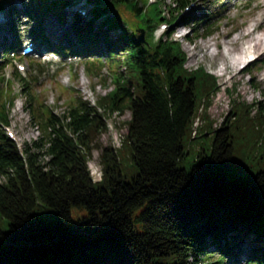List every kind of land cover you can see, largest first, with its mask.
I'll return each mask as SVG.
<instances>
[{
	"label": "trees",
	"instance_id": "16d2710c",
	"mask_svg": "<svg viewBox=\"0 0 264 264\" xmlns=\"http://www.w3.org/2000/svg\"><path fill=\"white\" fill-rule=\"evenodd\" d=\"M191 1L99 0L93 12L107 17L103 28L94 30L92 21L78 18L64 37H47L57 49L85 56L97 52L104 37L101 44L112 53L116 46L109 32L118 20L109 15L114 12L127 26L120 36L126 55L122 63L108 62L114 88L95 105L56 84L67 97L63 115L46 104L43 91L36 93L33 73L24 79L15 69L40 131L30 145L20 147L7 134L16 94L13 83L0 86V264H230L240 253L249 263L264 264V103L237 95L216 126L209 109L221 89L219 79L203 66L188 69V54L172 33L155 35L158 23L176 22ZM208 2V13L184 22L198 38L213 35L219 24L222 8L212 9L214 0ZM27 5L41 23L45 12L64 19L69 3L28 0ZM7 8L8 25L18 38L13 18L20 11L13 0H0V12ZM210 19L214 23L202 30ZM142 32L144 43L137 35ZM71 36L78 43L67 46ZM12 43L0 39L5 60L0 82L12 66ZM85 65L92 78L106 80L104 62ZM228 91L234 94L236 87ZM124 108L132 117L121 147L98 144L107 117ZM200 134L211 137V153L201 148L204 161L187 170L181 163ZM97 148L100 182L89 167ZM124 148L131 174L124 171Z\"/></svg>",
	"mask_w": 264,
	"mask_h": 264
},
{
	"label": "rangeland",
	"instance_id": "374dc122",
	"mask_svg": "<svg viewBox=\"0 0 264 264\" xmlns=\"http://www.w3.org/2000/svg\"><path fill=\"white\" fill-rule=\"evenodd\" d=\"M73 1V0H72ZM84 1V0H82ZM158 1V0H157ZM209 0H196L194 7L191 6L190 11H186L183 19H180L178 23L170 25L168 29L157 28L156 35L160 38L161 33L170 30L173 33L175 39L182 43L184 50L188 54V59L186 62V67L188 69H197L203 66L209 73L215 75L221 84V89L217 91V94L213 97L212 105L209 109V114L211 119L215 121V125L219 126L229 115L233 99L235 96L240 95V98L248 103L253 102H263L264 103V43L258 45L256 50L249 54V57L256 58L258 61V67L254 72H246L248 66L250 67L253 61L248 62V58H245V54H242L244 47H248L253 39L257 37L264 38V0H216L214 3L215 7H221L224 4L225 9L221 14V22L219 25L215 26V33L207 38L196 37V31L191 29V24L183 26L182 24L186 20H191L200 16L203 12H207V3ZM16 8L24 12V7L27 4V0H13ZM172 0H165V5H169ZM94 6L99 3V0H93ZM162 5L165 13L169 15V7ZM66 14H70L68 9ZM43 22L41 24L42 30L45 32L47 37H56L57 33L60 32V27L57 26L56 20L58 16L54 15L52 12H45L41 14ZM9 13L0 14V36L9 35L12 39L10 32V26L6 25L9 22ZM26 16L23 14L19 15V21L14 17V26L17 27L19 31L20 42L26 38H36L34 33H31L37 25L36 21L33 19L31 22H24ZM11 19V18H10ZM12 21V20H11ZM10 21V22H11ZM26 24H24V23ZM211 20L210 23H212ZM23 26V27H22ZM205 29L206 25H202ZM122 28L125 30L124 20L118 19V27L116 29ZM56 34V36L54 35ZM110 35L115 40L116 49L110 53V51L100 44L97 46L101 50L100 56L93 57V59L99 63V61L104 62L106 74V80L102 82L99 79H91L83 64L81 58H76L71 56L72 54L67 53L62 57L49 56L47 61L41 62L44 67L38 66V63H31L29 60H20L27 64L28 70L26 71L27 78L29 77V71H33L35 76L38 77V83L36 84V93L44 92L46 104L54 108L58 115H63L66 112L67 107V97L61 96L58 85L62 84L64 87H68L72 91L80 93L87 101L92 102L94 105L100 99L101 96L106 95L114 88V83L112 81V74L109 68V60L114 59L121 62L125 59V50L123 49V41L115 32H110ZM138 35H141L138 33ZM72 37V36H71ZM75 37H73L74 39ZM104 38V37H102ZM39 45H43V40L40 39ZM230 48L232 52L230 56L240 58L241 62L233 68L228 63V69L222 73L221 65L222 61L225 60V51ZM53 51V50H52ZM214 52L215 57L211 56ZM0 62L5 61L1 59ZM13 56V54H10ZM63 60V61H61ZM13 61V60H12ZM17 61V60H16ZM13 64L15 62L13 61ZM16 65V64H15ZM125 69V65L121 67ZM13 66H9L5 73H3L4 81L0 82V85H6V80L13 79ZM74 72L78 73L77 78H73ZM14 91L17 94L15 106L11 109V125L10 131H14L18 143L23 146V144L30 145L34 140L40 137V131L35 124L31 121V116L26 109L25 96L23 94V85L18 79H13ZM96 86L95 88L93 86ZM236 87V93H230L228 89L233 90ZM132 117L131 111L127 108L123 109L121 112H115L113 116L107 117L106 122L108 123L107 130L100 136L98 144L102 145H113L116 148H120L122 141L126 134L128 133V125L126 124L128 120ZM199 124V123H198ZM197 125V124H196ZM8 131V128H7ZM211 137L201 136L198 140L192 144V153L186 156L185 160L181 163V166L190 170L195 164L203 162L204 159L200 158L199 152L201 148H205L208 154L211 153ZM100 148L95 149L93 157L89 159V167L91 174L94 175L97 171L101 170L100 163ZM121 157L125 165V173L131 174L134 172L132 167V161L129 159V154L126 148L121 151ZM126 174V175H127ZM42 216L49 221L50 216L42 212ZM212 250V249H211ZM244 253H240L239 258L235 261H230V264H253L249 263L246 259Z\"/></svg>",
	"mask_w": 264,
	"mask_h": 264
},
{
	"label": "bare ground",
	"instance_id": "6f19581e",
	"mask_svg": "<svg viewBox=\"0 0 264 264\" xmlns=\"http://www.w3.org/2000/svg\"><path fill=\"white\" fill-rule=\"evenodd\" d=\"M264 43V38L261 37H257L255 39H253V41L251 42V44L247 47H244V50L242 52V54H245V58H248L249 54L253 53L256 48L258 47V45H262ZM1 49V46H0ZM232 52V49L228 48L225 51L224 57L225 60L222 61L221 65H223L224 67H221V72L224 73L227 69H228V63L231 65V67L235 68L239 62H241L240 58H236L234 56H230ZM215 53L212 52L211 56L215 57Z\"/></svg>",
	"mask_w": 264,
	"mask_h": 264
},
{
	"label": "water",
	"instance_id": "95a60500",
	"mask_svg": "<svg viewBox=\"0 0 264 264\" xmlns=\"http://www.w3.org/2000/svg\"><path fill=\"white\" fill-rule=\"evenodd\" d=\"M139 40H140L141 42H143V41H144V33H143V36H142V38H139Z\"/></svg>",
	"mask_w": 264,
	"mask_h": 264
}]
</instances>
